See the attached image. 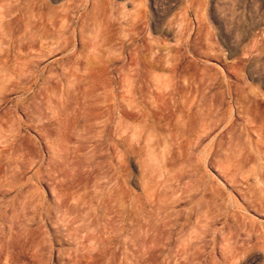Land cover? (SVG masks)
<instances>
[{"label":"rangeland","instance_id":"obj_1","mask_svg":"<svg viewBox=\"0 0 264 264\" xmlns=\"http://www.w3.org/2000/svg\"><path fill=\"white\" fill-rule=\"evenodd\" d=\"M263 28L264 0H0V264H264Z\"/></svg>","mask_w":264,"mask_h":264},{"label":"bare ground","instance_id":"obj_2","mask_svg":"<svg viewBox=\"0 0 264 264\" xmlns=\"http://www.w3.org/2000/svg\"><path fill=\"white\" fill-rule=\"evenodd\" d=\"M258 29H260V27H258ZM257 29V30H258ZM264 29V28H263ZM260 31V30H259ZM249 33V32H248ZM246 33L247 34V36H246V42H244V43H241V44H243L242 45V47H240V50L239 49H237V50H239L240 51V58H239V63H240V65H241V69H242V73H244V77H248V79H249V77H250V75H251V69L253 68V66L254 67H256L255 65H256V63H258L259 62V64L261 65V63L262 62H260L261 60H260V56H261V58L263 57L261 54H256L255 52L256 51H258L259 49H258V46H257V43H259V42H257L258 40H259V38H258V40L256 39V37L255 36H257V35H253L252 33H253V31H252V33ZM246 34H244V35H246ZM262 34V33H261ZM261 36V35H260ZM243 42V41H242ZM238 43H240V41L238 42ZM237 43V44H238ZM261 43H263L262 41H260V44ZM259 44V45H260ZM228 46V45H227ZM262 46H264V45H262ZM233 47H235V46H233ZM232 48V47H231ZM260 48H261V45H260ZM211 49H213V48H211ZM214 50V49H213ZM234 51H235V49H233ZM260 50H262V49H260ZM263 50H264V48H263ZM262 50V51H263ZM261 51V53L263 54V52ZM214 52V51H213ZM231 52H233L232 50H231ZM230 52V53H231ZM227 53V52H226ZM229 53V52H228ZM238 53V52H237ZM253 53L255 54V55H253ZM239 54V53H238ZM237 55V54H236ZM260 55V56H259ZM258 67V66H257ZM256 67V68H257ZM253 71V70H252ZM252 73H254V72H252ZM253 75H256L255 73L253 74ZM257 75H259V74H257ZM255 77H257V76H255ZM246 78H244V80H246L247 81V79ZM259 78V77H258ZM254 79V78H253ZM258 80V79H257ZM246 81H244V87H243V94L241 95L242 96V101L243 102H246L247 101V98H248V94H247V90H248V88L250 89L249 91H251L253 88H250L249 86H248V84L246 85V86H248L247 88H246V86H245V84L246 83H248V82H246ZM261 81V80H260ZM258 82H259V80H258ZM260 83V82H259ZM256 84V83H255ZM253 91H255V90H253ZM255 93V92H254ZM246 113V112H245ZM244 114V113H243ZM247 114V113H246ZM245 115V114H244ZM164 187V186H163ZM263 195V194H262ZM264 196V195H263ZM160 198V197H159ZM173 199H175V197H173ZM158 200H160V199H158ZM157 200V201H158ZM169 200H170V198H169ZM175 200H177V199H175ZM174 200V201H175ZM178 200H180V198L178 199ZM264 199L262 198V201H263ZM162 201V200H161ZM160 201V202H161ZM171 201H173V200H171ZM170 202V201H169ZM158 203V202H157ZM161 203H159V205H160ZM161 207H162V205H161ZM151 211V210H150ZM197 214V213H196ZM159 215V214H158ZM154 218H156V216H154ZM172 218V217H171ZM177 218V217H176ZM161 219V218H160ZM170 220V219H169ZM168 220V221H169ZM201 220V219H200ZM161 221H162V219H161ZM195 221V220H194ZM155 222H156V220H155ZM154 222V223H155ZM198 222H201V221H198ZM202 222H205V221H202ZM156 223H158V221L156 222ZM159 223H160V221H159ZM158 223V224H159ZM200 226H203L201 223L199 224ZM156 227H160L159 225L158 226H156ZM155 227V228H156ZM196 227V226H195ZM199 228V226L196 228L197 230H200V228ZM192 229H193V232H192ZM195 229V231H197ZM156 230H157V228H156ZM158 231H160V229H158ZM157 231V232H158ZM161 232V231H160ZM159 232V233H160ZM206 232V229H203V231H202V235H204V233ZM156 233V232H155ZM192 233H194V226L192 225V222H191V214L188 212L187 214H186V217L184 218V220H183V222L182 223H180V224H178L175 228H173L170 232H169V235H170V238H173L174 236H177V235H181V237H186V241L187 240H189V242H192V241H195L196 240V237H197V233L194 235H192ZM145 235V234H144ZM162 235V234H161ZM182 240H185V239H182ZM178 242H179V238H178V240H177ZM176 241V242H177ZM185 241V242H186ZM182 242V241H181ZM152 243V242H151ZM187 244V243H186ZM185 243H184V245H186ZM148 250V249H147ZM147 250H146V252H147ZM149 251V250H148ZM148 254V253H147Z\"/></svg>","mask_w":264,"mask_h":264}]
</instances>
